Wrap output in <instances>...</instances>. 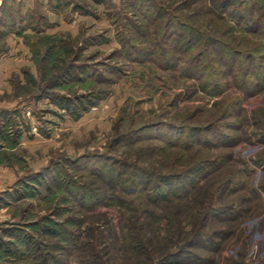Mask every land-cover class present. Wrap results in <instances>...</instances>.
Instances as JSON below:
<instances>
[{
    "label": "rangeland",
    "instance_id": "obj_1",
    "mask_svg": "<svg viewBox=\"0 0 264 264\" xmlns=\"http://www.w3.org/2000/svg\"><path fill=\"white\" fill-rule=\"evenodd\" d=\"M144 1L0 0V264H35L25 233L47 264H264V79L238 60L229 70L210 45L198 53L219 39L262 57L264 75V10L246 33L212 0ZM179 23L201 34L185 52L167 31ZM64 98L88 106L73 116ZM163 123L226 138L172 140ZM110 161L207 170L152 203L112 192L94 173ZM56 223L62 232L45 235Z\"/></svg>",
    "mask_w": 264,
    "mask_h": 264
},
{
    "label": "trees",
    "instance_id": "obj_2",
    "mask_svg": "<svg viewBox=\"0 0 264 264\" xmlns=\"http://www.w3.org/2000/svg\"><path fill=\"white\" fill-rule=\"evenodd\" d=\"M56 1L57 2L53 4V8L55 9L58 7L60 3V2L58 3V0ZM91 1L95 4H104L107 3L108 1L111 2V0H91ZM131 1L134 6L136 5L140 7L141 5L147 3L144 0H131ZM74 7L79 11L83 10L82 6L79 5L78 3H76ZM210 8L215 16L223 19L226 23L230 24V27H233L232 29L235 28L236 30L235 26L237 25L238 26L237 31L241 30L243 32L249 33V32L257 31L258 30L257 27L261 25L260 20H258L259 16L257 13L258 12L262 13V10H264V0H212V4ZM169 23L170 20H167L165 22L164 29L168 26ZM184 25L186 24L179 23L178 26H175V28H170V27L167 28V31L172 30L171 32L175 34L174 36L176 40L180 39L177 42L179 44L176 45L175 47L176 52L177 49L179 51H184V52L187 51L191 43L193 44V42H195V40H197L201 36L200 32H198L197 30H194L189 26L185 27ZM206 44L208 45V47L210 45V47L214 50V52L216 51L221 53L222 56H224V59L225 58L227 59L225 63L228 64L229 70H234L235 63L238 60L245 63L248 66L247 68L249 67L254 68V70L259 73L258 74L260 77L259 79L262 78L264 79L263 73L262 74L260 73L262 69V65L260 64L262 57H257V56L254 57V55H252L251 52L241 51L239 49L231 48L230 46L220 41L219 39H212V38L209 39V42L206 41V43L205 42L203 43V53L198 52L200 53V55L201 54L204 55V51H205L204 49ZM140 52H141L140 49L139 50L137 49L135 51V54L136 55L140 54ZM208 84L209 83H207V85ZM49 97L50 99H53L51 96ZM57 102H59V100H57ZM61 103L62 104H58L59 107H61L66 111H69V113H71V115L73 116L79 115L80 112L85 110V108H87L88 106L85 105L79 108V110H77L78 108L75 107V104H73V102L70 101L69 98H64L63 102ZM89 104H93V102H89ZM4 112L7 111L0 110V113H4ZM153 127H155V125L153 124L144 125L139 128L140 130L138 129L137 133H140L141 131H147V129ZM163 129H167L168 131H170V134L168 136L169 139L177 140V141L183 138H188L189 135L195 133L197 134V136H201L199 139L202 138V140L206 142V140L209 138L206 137L205 134H203L204 132L205 133L207 132L209 134L215 133L221 138L224 139L226 138V135L220 130H217L215 126H210L208 128H199V127L183 126V125L175 126L174 124L163 123ZM122 136L125 138L128 137L127 135H122ZM122 136H119L120 142L124 141L123 138L120 139V137ZM183 141L185 142L184 139ZM123 163L124 162L110 161L109 165L106 167L104 172L99 170L94 173H96L98 176L104 177L105 182L109 185L112 192L115 193L122 192V193H129V194L131 193L134 195H140L152 203H155L162 199H167L169 198L170 195L176 192L186 191L188 189L187 187L194 185L197 182L196 177L199 176L201 172H205L207 170L206 166L199 163L197 166H194V168L187 169L179 173H160L155 170H147V169L139 168L137 166L134 167V166H130L129 164L126 163L123 164ZM256 163L264 167V160H258ZM52 177H53L52 175L48 177L47 174L46 175L42 174L39 175L38 181L46 182L48 179L51 180L50 178ZM8 194H10V192H8ZM101 195L102 196H100L98 193L93 194L94 198H91L89 200L90 201L89 203L95 205L96 203H98V201L101 200V197H103V194ZM61 232H62V227L58 223L52 226H46L45 229V235H49L50 237L60 234ZM39 244L40 242L35 240L34 236L25 233L22 237V241L20 242V247H23L26 250L31 248V251H33L32 258L34 259L35 264H47V262H49V257L47 256L48 254H45V252H43L41 248L38 247ZM34 253H36V255H34ZM167 258L170 261L173 260L176 261L180 259L181 256L180 254H175L172 256H168Z\"/></svg>",
    "mask_w": 264,
    "mask_h": 264
}]
</instances>
